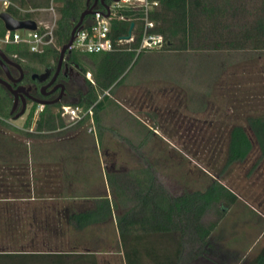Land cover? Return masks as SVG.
<instances>
[{"label":"rangeland","instance_id":"374dc122","mask_svg":"<svg viewBox=\"0 0 264 264\" xmlns=\"http://www.w3.org/2000/svg\"><path fill=\"white\" fill-rule=\"evenodd\" d=\"M20 1L0 0V12L13 5L22 14H32L35 21L56 28L58 3L24 0V7H20ZM36 70L41 74L44 68L37 66ZM86 79L95 82L92 73H87ZM109 96L106 108L99 112L100 124L95 115L75 126L64 120L66 129L35 134L30 140L22 137L21 142L25 140L28 150L35 146L42 157L70 156L86 163L83 166L89 170L88 181H72L79 194L81 185L90 183L85 191L88 201L79 198L74 204H90L107 194L114 205L129 207L118 190L121 174L148 168L159 185L176 195L204 191L213 179L219 180L237 195L238 201L230 206L211 235L216 264L252 262L264 248V158L255 146L244 162L227 166V159L232 128L242 125L248 129L249 117L264 115V51L139 52L123 84ZM75 103L76 99L69 96L55 112ZM32 107L28 104L24 116L8 121L23 126ZM43 107L37 106L35 120ZM113 110L121 114L115 116L119 120V134L115 137L109 123L114 117L105 116ZM2 129L8 131L0 126ZM9 132L11 144L5 148L16 155L20 139L14 137L15 131ZM31 153L33 156L34 149ZM56 183L59 193L62 181ZM217 220L214 211L205 216L204 223ZM3 245L0 240V248Z\"/></svg>","mask_w":264,"mask_h":264},{"label":"trees","instance_id":"16d2710c","mask_svg":"<svg viewBox=\"0 0 264 264\" xmlns=\"http://www.w3.org/2000/svg\"><path fill=\"white\" fill-rule=\"evenodd\" d=\"M59 4L57 11L59 18L54 29L55 47H47L42 53H33L24 44H10L3 46L5 53L22 63L32 72L36 67L44 65L56 67L60 58V48L66 45L71 33L79 22L82 13L88 9V0H54ZM24 7V0L20 1ZM49 0H47V5ZM91 3L90 6H92ZM41 7V6H36ZM100 9L105 7L100 5ZM6 12L19 20L32 19L33 15L22 14L19 8L11 5ZM130 16V11L122 12ZM158 22L156 31L162 34L166 44L164 51H264V0H162L161 9L155 15ZM93 16H87L83 26L92 23ZM130 23L114 21L112 37L118 39L128 35ZM6 33L0 20V38ZM135 41L127 46V50H118L100 54H87L72 51L69 54L70 63L79 69L86 79L87 73H92L95 82L85 80V87L77 88L75 106L85 109L94 105V115L99 124V112L106 108L105 102L114 90L121 86L125 74L132 65L141 45V30L134 32ZM102 97V99H101ZM14 99L11 94L0 85V124L14 117L11 114ZM37 104H34L26 117L25 129L33 125L40 134L56 133L67 128L61 112H55L62 104L47 105L35 120ZM84 122V121H83ZM81 122L80 124H82ZM248 129L242 125L234 126L230 132L227 166L244 162L258 147L264 158V115L251 116L247 119ZM28 137L34 134L26 133ZM36 136V135H35ZM137 174L143 178H136ZM123 177L118 190L126 204L135 201L139 205L152 204L154 206V232L168 236L170 241L178 239L176 256H172L164 264H189L194 258L206 257L211 253V235L218 223L225 217L231 205L238 201V197L219 180L213 179L204 191L186 192L180 196H171L166 189L157 183L151 170L121 174ZM131 177V179H130ZM147 190V194H143ZM143 194V195H142ZM6 199L0 197L1 200ZM101 209L111 213L109 198H98L95 201ZM162 205L168 210L162 213ZM216 212L218 220L206 225L204 218L210 212ZM104 211L81 213L76 216L79 228L84 227L92 215H102ZM127 213L126 222H128ZM127 223H125L126 225ZM125 225L121 230L124 233ZM129 225V223H128ZM264 238V235H263ZM0 240L3 241L0 226ZM5 240V239H4ZM0 248V264H84L86 256H67L64 251L42 253L34 246H20L8 243ZM6 246V247H5ZM88 264V262H86ZM92 264H97L94 261ZM157 264H160L158 262ZM249 264H264V248Z\"/></svg>","mask_w":264,"mask_h":264},{"label":"crops","instance_id":"0c3cea01","mask_svg":"<svg viewBox=\"0 0 264 264\" xmlns=\"http://www.w3.org/2000/svg\"><path fill=\"white\" fill-rule=\"evenodd\" d=\"M115 112L113 110L105 115L114 117V120L109 121L114 128V137L119 134L116 132L119 120L115 116L121 115L120 111L117 114ZM5 122V125L0 124L2 128H8V131L0 130L3 131L0 132V197L6 198L0 204L3 244L16 243L25 248L34 246L35 249L27 250H42V253L64 251L67 256H86L83 258L84 264H92L94 261L97 264H164L171 256H176L178 239L171 242L168 236L154 232L152 204L141 206L135 201L127 207L114 205L107 194L98 197L109 198L110 213L106 208L103 210L95 204L98 198L90 204L72 203L79 198L88 201L89 195L85 191L89 189L90 183L84 182L81 185L82 193L79 194L72 181L74 178L88 181L89 176L86 175L89 170L83 166L86 163L70 156L42 157L36 153L35 146L28 150L25 140L21 142V138L34 139L35 134H38L35 126L25 129L24 125ZM9 130L15 131L14 137L20 139V143H17L20 150L16 155L12 149L5 148L11 144ZM26 133L34 134V137H28ZM99 134L104 140L103 133ZM104 143L106 146L107 142ZM57 180L62 181L59 193L56 191ZM166 191L171 196H180L170 190ZM147 193L145 190L143 194ZM59 199L66 200L67 203H51ZM49 201L51 202L48 203ZM164 208L165 211L168 210L167 206L162 205V222ZM95 211L104 212L102 215H92L87 224L79 228L76 216ZM121 224L125 225L124 233ZM210 250L211 253L206 254V257L194 258L189 264H198L201 261L205 264H216L213 249Z\"/></svg>","mask_w":264,"mask_h":264},{"label":"built area","instance_id":"2783aa9c","mask_svg":"<svg viewBox=\"0 0 264 264\" xmlns=\"http://www.w3.org/2000/svg\"><path fill=\"white\" fill-rule=\"evenodd\" d=\"M7 5L6 2H4ZM162 0H113L109 6L110 16L105 9L98 11L93 16L89 26H83L76 34L70 51L87 54H100L118 50H127V46L135 41L134 32L141 30V45L139 52L161 51L166 44L162 34L156 31L158 22L155 15L161 9ZM130 11V16H125L123 11ZM114 21H127L135 24L131 38L122 36L118 39L112 37V24ZM38 23L36 31H8L0 38V48L10 44H24L33 53H42L47 47L55 46L54 28ZM127 36V35H126ZM61 117L68 121L69 126H75L85 119H93L94 105L90 108L80 106H64Z\"/></svg>","mask_w":264,"mask_h":264},{"label":"flooded vegetation","instance_id":"af4514ba","mask_svg":"<svg viewBox=\"0 0 264 264\" xmlns=\"http://www.w3.org/2000/svg\"><path fill=\"white\" fill-rule=\"evenodd\" d=\"M112 1L113 0H106L103 2L102 0H98L96 4L95 0H92L89 3V6L91 5V3H93V5L96 4L95 10L101 11L100 5H103L104 7L106 5L110 6ZM71 52L72 51L66 53L63 63L60 67V70H58V65H59L58 62L56 67H50L44 65L42 67L44 68L43 73L38 74L37 72L30 71L22 63L16 61L13 57L8 55L4 51V53L7 55V57L10 60L20 64L24 70V76L22 77L21 72L17 67L7 65L8 69H6L4 66H2V64H0V77L9 81L13 89L24 87L25 91L28 93V94L19 93L20 96L19 108H21L22 106V99H21L22 94L27 99L28 104L39 105L37 101L53 102L58 100L63 91L62 86L65 87L64 88L65 94L57 103L52 105L63 104V102L66 101L69 96H71V99H76L77 101V97L74 91L79 87H85L86 79L83 76V73L79 69H77L73 64L70 63L69 54ZM35 74H38L36 78H34ZM9 76H11V79L9 78ZM11 96L13 97L12 94Z\"/></svg>","mask_w":264,"mask_h":264},{"label":"water","instance_id":"95a60500","mask_svg":"<svg viewBox=\"0 0 264 264\" xmlns=\"http://www.w3.org/2000/svg\"><path fill=\"white\" fill-rule=\"evenodd\" d=\"M91 1L92 0H88V9L82 13L79 22L76 24V26L74 27V29L71 33V38H70L69 42L66 45H64L60 51L58 70H60V67L63 63V60L65 58L66 53L70 52V48H71V46L75 40L77 32L83 28L85 18L89 15L94 16L98 13V11L95 10V6H96L98 0H95L96 4H94L93 6L90 7L89 3ZM102 1L104 2L106 0H102ZM105 8L108 11V13L106 14V17L108 18L110 16L109 6L106 5ZM0 20L3 21L5 29L8 31H12V32L21 31V30L36 31L38 29L37 21L32 20V19L19 20V19L14 18L11 14H9L6 11L0 12ZM134 26H135V24L132 22L130 24L128 35L124 37L125 39L131 38ZM0 64H2V66H4L6 69H8L7 65L15 66L20 70L22 77L24 76V70H23L22 66L18 63L13 62L12 60H10L1 48H0ZM37 76H38V74H35L34 78H36ZM9 78L11 79V76H9ZM0 85L4 86L13 95L14 103H13L11 114L14 115V117H13L14 120H18L19 118H21L22 116H24L26 114L27 107H28L27 99L22 94L21 95L22 106H21L20 110L17 112V110L19 109V103H20L19 93H26V94H28V93L25 91L24 87H20L18 89H13L11 83L9 81L1 78V77H0ZM62 88H63L62 89L63 91H62V94L58 100L53 101V102L37 101V103L39 105H42V106H47V105H52V104L57 103L65 94V91H64L65 87L62 86Z\"/></svg>","mask_w":264,"mask_h":264}]
</instances>
